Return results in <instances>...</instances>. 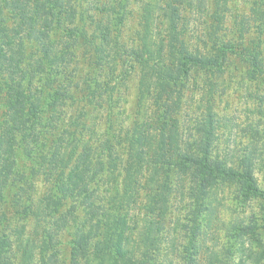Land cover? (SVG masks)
Segmentation results:
<instances>
[{
  "label": "trees",
  "instance_id": "obj_1",
  "mask_svg": "<svg viewBox=\"0 0 264 264\" xmlns=\"http://www.w3.org/2000/svg\"><path fill=\"white\" fill-rule=\"evenodd\" d=\"M82 1L0 0V264H62V234L72 223L76 229L69 241V264H176L165 256L164 262L161 254L169 240L176 247L174 235L181 228L189 230L186 264H202L201 230L218 219L216 193L229 186L235 188L233 199L243 211L257 200L260 214L252 213L250 223L238 218L229 223L232 245L226 248L227 256L241 244L244 263L263 261L264 178L261 181L256 170L259 163L264 168V155L257 162L253 151L237 161L213 155L219 120L211 98L232 55L248 62L250 79L264 78L261 40L243 49L221 39L211 47L208 42L188 45L182 37L181 12L186 7L200 12L206 0H185L186 5L183 0H147L141 13L140 45L124 47L120 39L129 0L104 3L106 15L91 35L85 20L92 4L81 10ZM58 30L68 31L67 36L54 40ZM81 40L89 48L84 53L96 73L87 74L84 82L90 96L102 87L109 92V82L102 85L99 79L105 70L114 73L123 64L126 70L136 67L139 72V118L125 134L127 166L122 180L112 145L95 140L96 133L83 131L85 126L76 120L69 129L54 113L64 109L59 100L68 92L67 86H57L59 73L70 67L73 46ZM191 80L203 93L204 103L195 109V122L183 129L182 89ZM86 102L104 103L93 98ZM112 125L110 121L108 133ZM54 132L48 151L39 152L37 144ZM24 154L37 161L27 175L18 168ZM103 173L111 184L104 197L103 179H98ZM38 174L48 184L40 196ZM173 193L188 199L189 211L186 221L178 217L171 226ZM139 198H146L148 204L143 215L135 210ZM69 200L74 204L67 208ZM12 202H20L15 215L3 210ZM77 208L85 211L82 222ZM259 228L262 233H257ZM209 254L206 264H228L217 251Z\"/></svg>",
  "mask_w": 264,
  "mask_h": 264
},
{
  "label": "rangeland",
  "instance_id": "obj_2",
  "mask_svg": "<svg viewBox=\"0 0 264 264\" xmlns=\"http://www.w3.org/2000/svg\"><path fill=\"white\" fill-rule=\"evenodd\" d=\"M113 1L117 3L119 0L82 1L83 3L80 5L81 10L89 8L90 2L92 4V7L89 9L90 13L87 16L88 18L85 20V29L88 35L95 32L96 23L103 15H106V12L103 13L102 10L104 3H107L108 6L116 5ZM146 1L129 0L128 2L129 13L126 15V23L122 27L120 39L121 45L124 47H131V45L139 47L140 45L139 31L142 28L141 13ZM78 11L80 10L78 9ZM181 14L185 20V22H182L185 27L182 37L188 42V45L189 43H200L203 45L204 42H208L209 47H211L214 46L213 42L215 40L221 39L223 41H233L238 44L240 49H243L252 47L260 39V47L264 51V0H206V4L202 6L200 12H193V10L190 12L186 7ZM105 17L107 20L108 14ZM106 20H103L104 23L107 22ZM160 26H163V24L161 25L160 23ZM66 32L68 31L61 30L59 32L58 30L53 36L54 40L67 36ZM213 33L216 39L214 36V39L209 38ZM33 45L37 49L36 44ZM88 49L87 45H82V40L77 46H73L75 56L73 57L71 65L59 73L57 81V86L60 83L62 88L65 86L68 87L66 95L59 100V102L64 103L65 107L64 109H56L54 113L59 115L58 118L64 119L67 125L71 126V122L75 120L82 123L85 126L83 131L96 133L94 135L95 140L100 139L108 142V145H112L116 156L119 157L120 166L119 173H117L122 180L124 177L123 170L127 166L125 134L128 128L133 125L134 121L139 118L137 104L139 72L136 67H131L126 70L127 66L123 64H120L119 69L114 73H110V70H105L99 79L102 85L104 82H109V92H106L105 87H102V90L90 96L84 82L87 79V74L92 76L96 75V73L93 71V62L84 53ZM36 54L40 55L38 52ZM227 61L225 73L220 79H216L217 82H220L219 89L211 97L214 110L217 112V118L219 120L217 126L218 139L215 142L213 155H220L223 159L230 156L237 161L244 158L250 151H253V159L257 162L264 155V78L258 80L250 79L248 62L234 55ZM66 76H69L70 80L69 78L67 80L65 78ZM182 90L185 101L179 115L181 116L184 129L191 122H195L198 114L195 112V109H198L199 105L202 106L204 101H201L203 93L200 94V90L197 91L194 80H191ZM87 98L101 99L104 103L101 105H89L86 102ZM110 99L111 102L108 103L107 101H110ZM205 100L207 105V98ZM109 110H111V113H109ZM110 121H112L113 125L108 133L107 128ZM73 128L71 126L69 129ZM113 133L115 137H112ZM55 138V132L46 139L42 138L37 144L38 151L41 153L47 152ZM254 148L256 149L254 150ZM260 153L262 154L258 156L257 154ZM104 157V159L108 160L106 156ZM19 161L18 168L20 171H24L26 175L30 174L33 168H36L37 161L33 159V156L29 157L24 154L20 157ZM260 164H258L256 175L263 181L264 168L263 164ZM35 177H37L36 187L38 188L40 196L48 184L44 183L41 174ZM101 178L103 180L100 187L104 197L109 192L107 191V187H111V184L107 181L105 173L98 177V179ZM229 187V190L220 189L216 193L217 199L215 204L218 207L216 210V219H218L211 227H206L201 230L200 244L202 248L200 251L202 264L209 262L208 254H211L212 251H217L218 255L223 257V261L228 264H264V260L260 262L248 260L244 263L245 253L241 250V244L237 246L236 252L231 257L227 256L226 248L232 245L231 239L228 236L229 223L237 218L244 220L245 223H250L252 213L260 214L259 201L253 200L251 204H248L246 210L243 211L244 209L242 210L238 202L233 199V190L235 188L233 186ZM13 198L14 196L12 200ZM10 204V207H4L3 210L15 215V212L19 210L20 202L15 204L12 202ZM73 204L74 202L69 200L67 208ZM169 204V224L172 226L178 217L181 218L182 222L186 221V215L189 211L188 199L184 198L182 200L181 194L176 193L170 199ZM136 205L135 210L140 211L141 215L147 213L144 210V207L148 205L146 198H139ZM76 212L78 221L82 222L85 219V211L82 208H77ZM261 219V216H259V223L262 222ZM75 229L76 223H72L62 234L63 243L61 245L62 252L60 255L63 261H61L62 264L64 261L66 264H69V241L74 237ZM259 232L262 233L260 228L257 233ZM261 235L264 237L263 234ZM174 237H176V247L173 248L172 242L169 240L165 246L163 245L161 257L162 259L164 258V262L173 259V261H176V264H186L185 246L189 241V230L181 228L180 232H177ZM239 242L237 245H239ZM257 244L258 242L254 241L252 246L256 247ZM250 245V242L247 243V247ZM164 256L168 260H165Z\"/></svg>",
  "mask_w": 264,
  "mask_h": 264
}]
</instances>
